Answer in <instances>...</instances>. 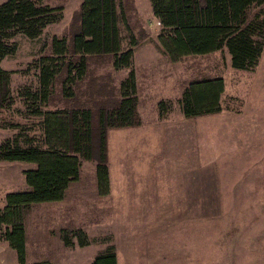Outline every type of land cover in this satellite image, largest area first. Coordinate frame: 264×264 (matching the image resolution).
Segmentation results:
<instances>
[{
	"label": "rangeland",
	"instance_id": "rangeland-1",
	"mask_svg": "<svg viewBox=\"0 0 264 264\" xmlns=\"http://www.w3.org/2000/svg\"><path fill=\"white\" fill-rule=\"evenodd\" d=\"M124 2L138 38L131 65L116 70L109 55L89 57L84 87L115 95L132 70L139 123L107 131L106 192L97 188L94 161L81 160L59 199L24 207L23 261L0 240V264H88L107 245L116 264H264V43L252 70L231 67L224 48L172 61L157 42L149 0ZM42 3L60 5V19L36 38L14 35V52L0 61L11 71L12 96L0 111V143L38 140L40 117L26 113L17 91L36 85L28 65L76 22L79 0ZM204 76L221 77V110L184 117L182 88ZM33 167L0 160V208L7 194L26 189L24 170ZM72 229L87 244L76 245Z\"/></svg>",
	"mask_w": 264,
	"mask_h": 264
},
{
	"label": "trees",
	"instance_id": "trees-1",
	"mask_svg": "<svg viewBox=\"0 0 264 264\" xmlns=\"http://www.w3.org/2000/svg\"><path fill=\"white\" fill-rule=\"evenodd\" d=\"M149 8L160 26L159 47L170 60L224 48L231 67H255L264 43V0H149ZM61 10L42 0L2 1L0 61L15 50L10 38L16 34L36 38L47 24L60 19ZM131 11L124 0H79L73 29L68 35H53L45 53L28 65L35 71L36 85L21 87L17 95L27 114L40 117V136L24 137L20 143L15 135L0 143V160L34 163L24 170L26 189L7 194L0 208V240L16 251L20 262L24 207L59 199L76 179L81 160L94 161L97 188L106 192L107 131L139 123L132 70L118 83L115 95L104 87L97 93L93 84L84 87L89 57L109 55L113 69L130 67L138 41L128 17ZM10 73L0 67V111L12 103ZM221 92V77L190 79L178 98L182 115L218 112ZM69 233L76 245L87 244L81 229ZM72 243L65 235L64 244ZM88 264H116L113 246H105Z\"/></svg>",
	"mask_w": 264,
	"mask_h": 264
},
{
	"label": "crops",
	"instance_id": "crops-1",
	"mask_svg": "<svg viewBox=\"0 0 264 264\" xmlns=\"http://www.w3.org/2000/svg\"><path fill=\"white\" fill-rule=\"evenodd\" d=\"M216 113H217V112H215V113H211V115H212V114H216ZM209 115H210V114H209Z\"/></svg>",
	"mask_w": 264,
	"mask_h": 264
}]
</instances>
